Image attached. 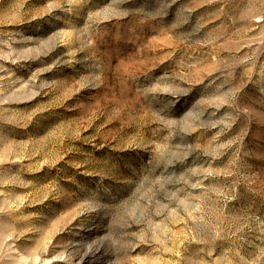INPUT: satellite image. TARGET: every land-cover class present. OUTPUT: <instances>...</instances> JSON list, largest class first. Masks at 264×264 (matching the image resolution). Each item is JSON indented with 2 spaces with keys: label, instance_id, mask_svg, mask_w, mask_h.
<instances>
[{
  "label": "rangeland",
  "instance_id": "obj_1",
  "mask_svg": "<svg viewBox=\"0 0 264 264\" xmlns=\"http://www.w3.org/2000/svg\"><path fill=\"white\" fill-rule=\"evenodd\" d=\"M0 264H264V0H0Z\"/></svg>",
  "mask_w": 264,
  "mask_h": 264
}]
</instances>
